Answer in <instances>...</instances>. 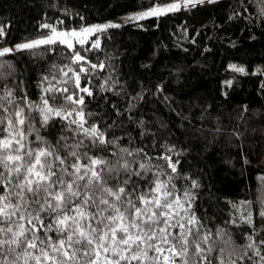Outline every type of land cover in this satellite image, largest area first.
Wrapping results in <instances>:
<instances>
[{
  "label": "trees",
  "instance_id": "trees-1",
  "mask_svg": "<svg viewBox=\"0 0 264 264\" xmlns=\"http://www.w3.org/2000/svg\"><path fill=\"white\" fill-rule=\"evenodd\" d=\"M172 1L0 0V46L41 37L51 29L103 23ZM262 10L264 0H215L207 6L109 27L72 47L56 42L0 57V95L12 89L16 103L24 105L26 112L28 103L40 107L42 98H47L53 104L55 96L54 107L82 109L85 128L95 124L106 140L116 141L93 144L83 129L70 124L74 115L54 118L42 126L39 112L32 111V124L50 144L59 141L61 155L68 156L72 146L83 141L80 153L115 162L113 153L127 148L133 152L125 156L131 162L130 169L141 172V176L132 175L127 186L129 191L133 184L137 186L134 197L147 193L160 180L182 199L187 213L182 214L181 222L186 227L169 230L173 234L170 242L181 254L173 257L171 245L161 244L158 234L156 243L163 252L148 250L149 259L141 256L144 264H165V256L170 257L169 264L172 259L175 264H184L185 260L187 264H264L256 255L258 251L264 255V244L260 243L264 241V216L260 215L264 211ZM76 53L85 59L74 63ZM93 64L98 67L92 68ZM81 67L85 71L79 73L80 87H87L91 96L76 88L75 74ZM51 87H67L69 93L64 95L83 96L84 104H70L61 93L45 91ZM0 104L8 107L6 101ZM7 118L15 119L11 111L0 108L4 121L0 128L8 126ZM23 130L27 132V127ZM28 140L33 146L38 143L35 133ZM165 156L176 165V172L168 167V161L162 158ZM68 159L71 162L73 158ZM141 163L147 165V171L139 168ZM125 179L129 176L121 171L111 183L116 186ZM193 181L198 187H193ZM185 193L191 198L185 199ZM0 194H4V186H0ZM193 214L202 225L195 241L188 235L191 225L187 224ZM249 214L251 223L244 219ZM50 222L46 216L45 223ZM182 234L189 241L187 256L182 252ZM38 235L45 240L48 236L60 238L55 231ZM205 235H209L207 243L202 242ZM253 241L256 246L247 248ZM198 242L204 249L199 255ZM112 247L108 252L99 249L98 257L95 252L88 258L78 252L77 259L68 264H110L119 259Z\"/></svg>",
  "mask_w": 264,
  "mask_h": 264
},
{
  "label": "snow or ice",
  "instance_id": "snow-or-ice-1",
  "mask_svg": "<svg viewBox=\"0 0 264 264\" xmlns=\"http://www.w3.org/2000/svg\"><path fill=\"white\" fill-rule=\"evenodd\" d=\"M203 2L204 0H185V6L187 7L189 3ZM207 2L213 3L215 0H207ZM178 9L179 4L175 3L168 5L166 9L152 7L130 19H142ZM42 27L49 26L42 25ZM105 27H119V25L110 24ZM99 30V26L82 29L85 33ZM52 32L53 36L19 44L16 49H36L41 45L56 43L54 36L67 35L58 34L55 29ZM0 35H3L2 28ZM71 35L76 36L77 33L72 32ZM11 51L12 49L9 48L0 49V57ZM84 59L76 53L73 62L79 63ZM91 67L96 68L98 65L93 64ZM99 67L102 68L103 64ZM237 70L243 71V69ZM84 71L85 69L81 67L75 74V85L80 92L91 96L92 92L87 87H80L79 73ZM45 91L61 93L64 100L70 104H84L83 96L74 98V94L64 95L69 93L67 87L62 89L51 87ZM23 99L27 102V97ZM55 99L53 96V104ZM0 101H6L8 106L0 104V108L11 111L15 117V119L7 118L8 126L0 128V169H3L0 171V186H4V194H0V264H18L19 261H22V264H30L33 260L35 264H68L69 261L77 259L78 252L86 258L91 257L95 252L98 257L99 249L108 252L110 246H113V254L119 255V259L110 264H120V261H128V264H132V261H140L144 264L141 256L145 261L149 259L148 250L163 252L160 244L156 243L158 234L161 244L171 245L170 251L173 257L181 254L176 251L175 245L171 244L170 237L173 234L169 230L177 227L185 229L186 224L181 221L184 219L182 214L187 213V208L182 199L175 196L174 192L167 188V184L160 180L155 181L154 186L149 188L147 193L134 197L137 186L133 184L131 191L127 186L130 177L141 176V172H133L130 169L131 162L125 159V156L133 155L132 151L121 148L119 153H113L117 157L113 162L105 158L89 156L86 152L80 153L78 149L83 146V141H80L73 145L68 153V156L73 158L69 162L68 156L60 154L59 141L56 145L50 144L39 134V130L32 124V120L35 119L31 115L32 111L39 112L42 126L48 125L54 118L65 119L74 115L75 118L70 124L83 129L84 135L90 137L93 144H115L116 141L106 140L104 132L95 124L85 128L87 121L82 109L74 108L67 111L63 107L56 108L50 104L49 99L42 98L43 107L28 103L29 111L26 112L24 105L16 103L10 88L5 90L4 95H0ZM3 122V119H0V124ZM17 125L20 128H17ZM25 127L27 132L23 130ZM72 130L75 132V129ZM32 133H35L38 141L35 146L28 140V136ZM162 158L168 161V167L172 172H176V165L170 158L167 156ZM82 160L86 162L82 163ZM139 168L143 171L148 170L147 165L143 163ZM121 171L127 173L129 179L123 180L119 185H112L111 181L117 178ZM168 182H171V178ZM192 183L193 187H198L195 181ZM184 198L190 199L191 194L185 193ZM190 207L189 203L188 208ZM260 215L264 216V211H261ZM46 216L51 218L50 223H45ZM244 219L245 222L251 223L250 214ZM21 221H26L27 226ZM93 221L95 223H92ZM187 224L191 225L188 227V235L195 241L200 236L202 225L194 214L188 217ZM41 231L45 235L55 231L60 238L53 240L48 236L45 240L38 235ZM181 240L185 245L182 252L187 256L189 241L183 234ZM208 240L209 235L202 237L203 243H207ZM260 243L264 244V241ZM119 246L124 247L117 251ZM255 246L253 241L247 245V248L251 249ZM196 248L198 255L204 251L199 242L196 243ZM20 249L23 250L22 253L18 251ZM47 249H51V252ZM208 251H211V248ZM10 254H14V258H10ZM256 255L264 260V255H260L259 251ZM156 259L158 260L159 257ZM164 261L165 264H169L170 257L165 256ZM91 264L96 262L91 261ZM171 264H175L174 259L171 260ZM184 264H187V260Z\"/></svg>",
  "mask_w": 264,
  "mask_h": 264
},
{
  "label": "rangeland",
  "instance_id": "rangeland-1",
  "mask_svg": "<svg viewBox=\"0 0 264 264\" xmlns=\"http://www.w3.org/2000/svg\"><path fill=\"white\" fill-rule=\"evenodd\" d=\"M174 3L175 4H179V9L175 10V11H182L183 9H185L187 7H192V6H196V5L203 4L204 6H207L209 4L207 2V0H204L203 3H194V4L193 3H189L188 6L186 7L185 6V0H175V1H172V2H169V3L155 5V6H152V7H159L161 9H166L168 5L174 4ZM152 7H150V8H152ZM150 8L142 10V11L133 12V13H130V14H127V15H124V16H121V17H118V18H115V19H110V20H107V21H105L103 23L90 24V25H87V26H84V27H81V28H78V29H55L56 33H58V34L59 33H66L67 35H57V36H54L53 38L56 40V42H59V43H61L60 41H65L64 43H61V44L65 45V46H68V47H69V45H71V47H72L74 43H84V42H86L94 33L98 32V31H91V32L85 33V32L82 31V29L94 28L95 26H99L100 30H103V29L109 28V27H105L106 25L115 24V25H119L120 26V25H123V24H126V23H135V22H139V21H141L143 19H146V18L159 16V15H153V16L144 17L142 19H130V17H136L138 14H140L142 12H145V11H148ZM168 12H174V11H164L163 14L168 13ZM160 15H162V14H160ZM52 30L53 29H51L47 34H45V35H43L41 37L25 40V41H22V42H16V43H13V44H10V45L0 46V49H3V48L12 49V51L10 53H14V52L20 51V50L16 49L17 45L22 44V43L31 42V41H34V40L43 39L45 37L53 36ZM72 32H76L77 35L76 36H72L71 35ZM23 50H25V49H23ZM40 107H43V105L40 106Z\"/></svg>",
  "mask_w": 264,
  "mask_h": 264
}]
</instances>
